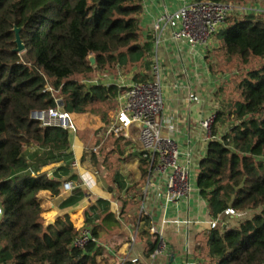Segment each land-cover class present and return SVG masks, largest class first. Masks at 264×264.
Listing matches in <instances>:
<instances>
[{
	"label": "trees",
	"instance_id": "16d2710c",
	"mask_svg": "<svg viewBox=\"0 0 264 264\" xmlns=\"http://www.w3.org/2000/svg\"><path fill=\"white\" fill-rule=\"evenodd\" d=\"M142 1L0 0V264H107L101 234L119 228L109 202L97 200L90 208L84 228L90 239L83 248L74 246L80 231L68 219H58L43 229L38 194L57 197L64 178L81 183L71 173V135L43 126L32 115L56 109L53 92H57L63 96L61 108L66 113L93 112L108 124L122 90L73 78L96 74L100 79L137 67L145 73H137L133 81L149 80L151 62L146 59L153 43L150 36L144 39L142 35ZM191 1L242 4L248 0ZM14 29L19 30L22 53L16 52ZM217 37L224 63L233 62L244 71L235 81L238 100L227 113L216 115L220 125L229 121L232 125L221 137L216 127L210 129L205 155L197 165L196 188L217 224L196 250L203 264H264V19L247 13L229 22ZM89 56L94 57L93 66ZM71 118L78 128L88 120ZM107 157L83 151L79 164L83 168L89 161L87 169L112 172L113 184L127 195L146 182L149 165L145 159L138 160L139 181L126 188L119 161L108 164ZM56 164L61 165L51 175L43 171ZM84 197L76 185L59 209L72 208ZM122 203L125 208L127 202ZM247 212L253 213L251 218L235 227L223 221V216ZM140 236L145 238L143 259L149 262L157 238L151 239L147 231ZM123 264L132 262L126 258Z\"/></svg>",
	"mask_w": 264,
	"mask_h": 264
},
{
	"label": "crops",
	"instance_id": "0c3cea01",
	"mask_svg": "<svg viewBox=\"0 0 264 264\" xmlns=\"http://www.w3.org/2000/svg\"><path fill=\"white\" fill-rule=\"evenodd\" d=\"M182 1L184 0L142 1L141 30L143 38L145 39L146 36H150L153 43L155 40V33L153 32L155 19L160 14L171 13L179 7ZM220 44L221 42L217 36L212 37L206 50L201 46L191 47L186 43H176L171 40L169 30L165 28L161 33L159 46L156 50L153 48L152 54L146 59L147 62L157 59L160 68L163 70V75L161 76L164 102L162 120L165 122L169 121V124L164 123L163 132L175 140L182 153L189 155V159L193 162L196 169V175L197 165L204 156L207 142L209 141L206 139L205 133L201 128V122L208 118L209 115H218L220 112L227 113L225 108L219 109L220 97L218 93L220 90L218 91V89L222 87L226 88L229 85V77L227 75H220L219 73L215 74L210 65V60L220 53ZM131 71L135 74L145 73L143 68L138 69L137 67L132 68ZM95 75H87V78H85L87 80H83V83L111 85L95 80ZM118 79H122V77L119 75L112 85L116 86ZM44 80L47 88L52 91L49 80L45 77ZM189 92L197 94L201 101L199 103H189L186 100ZM53 93L58 94V99H55L58 102H62L63 96L57 92ZM58 107H62V104H59ZM72 115L77 116L76 114ZM86 143L95 145V136L92 134L85 138L79 134L78 136H73L71 140V151L73 154L71 173L78 178L82 173L87 171L79 164L82 152L86 149ZM132 151L133 149L130 152ZM136 157L137 161L134 160L133 162V172H135L134 176L136 177H133L134 184L139 181L137 166L140 151H138ZM182 159L184 158L182 157ZM120 164L122 163L120 162ZM60 165H50L43 171L51 175ZM118 168L121 170V165ZM91 175L93 176L95 186L93 189L87 190V192H85L80 184H76L73 181H65V178L63 179V183H72L74 187L77 185L85 193L84 199L72 208L59 209L60 203L69 196L71 191L65 192L61 188V192L57 197H51L48 192H40L37 198L43 211L42 222L51 221L52 226H54L58 219L63 221L68 219L74 228L81 231L85 228V217L90 215V208L95 205L97 200H105L110 203V211L118 222V233L133 232L141 234L147 231L149 234L150 228L153 227L162 236L166 243L167 251L166 255L159 257L155 264H184L185 261L201 262L203 264L202 255L200 251L196 250V246L202 243L206 233L210 231V224L214 219L210 216L206 202L199 196L196 181L187 197H182L174 204L170 203L166 205L164 200L165 180L163 178H156L150 183H147L146 180L143 187L141 185L136 186L138 188L137 191H141L142 193L141 198L138 199L140 201L139 210L135 213L134 210L125 211L122 208L123 201H137L135 193L127 195L125 191L120 192L113 184L110 173L103 172V174H98L94 172ZM123 178L126 188H130L131 186L128 185L124 176ZM108 180L110 181L108 182ZM108 189H111L112 192L109 193ZM151 239H153V236H151ZM102 244L109 256L107 264H120L119 258L121 257H114H116L115 253L124 254L123 250L125 247L122 246L123 244L118 243V249H114L115 252L111 251L112 248L108 247L109 244L105 245L103 242ZM140 244L143 247V244ZM134 245L131 244L129 247H133ZM125 246L127 245L125 244ZM131 250L129 248V251L123 255V258L128 259ZM140 251L137 257L130 260L132 264H149V262L143 259L142 249ZM171 256H173L172 261Z\"/></svg>",
	"mask_w": 264,
	"mask_h": 264
},
{
	"label": "built area",
	"instance_id": "2783aa9c",
	"mask_svg": "<svg viewBox=\"0 0 264 264\" xmlns=\"http://www.w3.org/2000/svg\"><path fill=\"white\" fill-rule=\"evenodd\" d=\"M231 10L232 4L184 0L171 13L160 14L155 19L153 48L157 49L161 41V33L167 28L173 42L186 43L191 47L201 46L206 50L212 37L221 31L220 29L224 26ZM250 12L246 11L245 13ZM116 87L122 92L117 98L118 109L110 123L108 133L115 127H135L141 146L140 157L145 159L149 165L147 183L156 178L165 180L164 200L166 205L174 204L182 197H187L191 191L192 164L189 155L182 153L175 140L163 132L164 123L169 124V121L162 120L164 102L159 62L157 59L151 61L150 78L146 82L125 84L124 79H118ZM186 100L189 103L201 101L200 97L192 92L188 93ZM32 119L39 121L43 126L58 127L68 133L76 130L71 114L61 111L59 107L46 112L33 113ZM212 123L213 117H208L201 122V128L207 140H210ZM90 175L85 172L79 176L81 186L87 190H91L95 186L91 178L92 175ZM73 188L74 186L69 182L62 185V190L65 192H70ZM225 214L231 213L225 212ZM1 215L2 210L0 208V217ZM216 224L217 221L214 220L210 224V228ZM150 233L152 236H156L158 241L157 248L149 260V264H155L159 257L166 255L167 246L155 228L151 227ZM135 236L136 233L131 236L130 244H134ZM89 237V230L82 229L80 236L74 242V246L83 248ZM125 261L126 258H119L120 264ZM184 264L202 263L185 261Z\"/></svg>",
	"mask_w": 264,
	"mask_h": 264
},
{
	"label": "rangeland",
	"instance_id": "374dc122",
	"mask_svg": "<svg viewBox=\"0 0 264 264\" xmlns=\"http://www.w3.org/2000/svg\"><path fill=\"white\" fill-rule=\"evenodd\" d=\"M245 9V10H244ZM246 11H251L252 13L255 14L256 17H262L264 19V0H248L245 3L242 4H232V10L230 12V14L228 15L224 26L220 29L221 31L224 30L226 28V26L229 24V22H231L234 19H239L244 17V15L246 14ZM217 36V35H216ZM215 37V36H213ZM252 64H254L255 66H257V62L254 61ZM210 65L212 66V71L216 73H219L220 75H227V77H229L228 83L229 85L226 88H219L218 91V95L220 97V108L219 109H223L225 108V111H229L232 107V104L238 100V94L234 91V87H235V81H238L240 79V75L241 72L244 71V69H241L239 66H236L233 62H230L227 64L224 63L223 58L220 56V53L217 54L215 57H213L210 60ZM251 66V65H250ZM161 71V76L163 75L162 73V69L160 68ZM121 76L122 79L124 78V83L125 84H129L133 81V77L134 75H136L135 73H133V71H120L118 72L116 75H110V76H106V78L101 77L99 79L98 75L94 76V79L104 83V84H113L115 83V80L117 79L118 76ZM86 77H75L73 78L76 81L79 82H83V80H87L85 79ZM91 79V78H90ZM88 79V80H90ZM233 81V82H232ZM227 85V84H224ZM222 89V90H221ZM59 95L58 94H54V97L56 99H58ZM57 101V100H56ZM115 107L114 109H112L109 112L108 115V124H105V121L102 119V117L99 114L93 113V112H86L80 115H77L78 121L83 120L84 118H87V122L84 124H81V126H79V128L75 125L76 130L75 132H70L69 135H71V140L73 138V136H78L79 134L83 135L85 138L91 136L92 134L95 136L96 138V143L95 145H89L86 143V149H84V151H97L100 155V159L105 158V156L108 155V157L106 158V163L111 164L112 162H116L119 161L118 166L121 165V170L120 168H118V170L122 173V175L125 177L128 185H130L131 187H134V180L133 177H135V172H133V162L134 160L137 161V153L138 151H140L141 146H140V142H139V138H138V132L137 129L135 127H128V128H124V127H115V129L111 130L108 133V129L110 127V123L113 119V116L116 114L117 109H118V105H117V101H115ZM61 111H64L61 107L59 108ZM75 116V115H72ZM208 117H213V123L211 125L212 127H216L217 128V133H218V137H221V135H223L228 129L229 127L232 125V123L229 122H225L224 124L218 123L216 121V115H209ZM206 137V135H205ZM126 142V143H125ZM117 146V147H116ZM112 149H120L123 150L122 153H113L111 152ZM133 149L132 152H130ZM115 151V150H114ZM129 153V154H128ZM205 155V154H204ZM204 157V156H203ZM202 157V158H203ZM201 158V159H202ZM116 160V161H115ZM108 161H111V163H109ZM120 162L122 164H120ZM192 162V161H191ZM107 164V165H108ZM86 166H83V168L88 167L89 166V161H87V163H85ZM89 170L88 173L92 174L94 172L100 174L101 171H103L102 169L98 168V169H87ZM87 172V171H86ZM85 173V172H84ZM112 172H110L111 175ZM91 176V175H90ZM196 169L194 167V164L192 162L191 165V182L190 185L191 187H193V185H195V181H196ZM91 178L93 179V177L91 176ZM136 178V177H135ZM110 180H108L109 182ZM81 183V182H80ZM144 184H142L141 186L143 187ZM141 187V188H142ZM82 188L85 190V192H87V189L82 186ZM138 188H134V193L136 195V199L137 201L133 202V201H129L125 204V211L128 210H134L135 213L138 212L139 210V204L140 201H138V199H140L141 197V191H137ZM137 191V192H135ZM253 213L251 212H247L244 214H239V215H233L230 218L223 216V221L228 225V227H235L239 222H242L244 220L250 219ZM91 228V227H90ZM142 230V227H141ZM224 231V228H222L220 230V232L222 233ZM140 233H136L135 236V242H134V246L133 247H129L131 246L130 244V236H134V233H130V232H126V233H118V231L113 232V233H103L101 234V241L103 243L109 244L108 247L112 248L111 251L115 252V250L118 249V243H122L125 248H124V254H116V257L114 258H123V255H125V253H127L129 251V248L132 249L130 251V254L128 256L129 260H133L135 257H137V254H139L142 249V245L140 243H144L145 238H143V236H140ZM150 236L151 233H149ZM118 236V237H116ZM129 242V243H128ZM125 244L128 246H125ZM121 246V247H122ZM109 248V249H110ZM115 249V250H114ZM117 252V251H116Z\"/></svg>",
	"mask_w": 264,
	"mask_h": 264
},
{
	"label": "water",
	"instance_id": "95a60500",
	"mask_svg": "<svg viewBox=\"0 0 264 264\" xmlns=\"http://www.w3.org/2000/svg\"><path fill=\"white\" fill-rule=\"evenodd\" d=\"M14 33H15L16 52L22 53L24 51V46H23V44L20 40V37H19V30L14 29ZM88 60H89L90 65L93 66L94 65V58L89 57ZM56 102L58 105L62 104L61 101H59V102L56 101ZM41 225H42L44 230H47L49 227L52 226V222L51 221H43V222H41ZM89 239H90V237H89ZM172 259H173V256H171V261H172Z\"/></svg>",
	"mask_w": 264,
	"mask_h": 264
}]
</instances>
